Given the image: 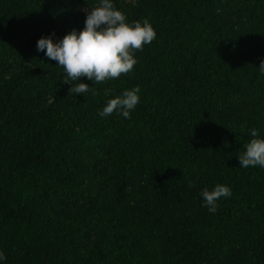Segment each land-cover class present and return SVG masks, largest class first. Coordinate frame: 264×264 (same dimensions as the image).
<instances>
[{
	"label": "trees",
	"instance_id": "16d2710c",
	"mask_svg": "<svg viewBox=\"0 0 264 264\" xmlns=\"http://www.w3.org/2000/svg\"><path fill=\"white\" fill-rule=\"evenodd\" d=\"M80 1L0 0V264H264V168L238 159L264 138V0H112L156 37L75 82L96 95L37 50L101 3ZM137 85L130 118L99 115Z\"/></svg>",
	"mask_w": 264,
	"mask_h": 264
},
{
	"label": "clouds",
	"instance_id": "9594fccd",
	"mask_svg": "<svg viewBox=\"0 0 264 264\" xmlns=\"http://www.w3.org/2000/svg\"><path fill=\"white\" fill-rule=\"evenodd\" d=\"M54 35L55 32L39 38L37 50L45 52L49 60L56 61L64 69L66 77L63 81L71 84L68 94L91 91L96 95V90L88 84L75 82L86 77L95 84H102L129 73L138 63L134 53L142 51L145 44H150L156 32L147 19L142 23H128L126 15L114 7L112 0H101L99 6L87 11L82 30H72L56 41L52 38ZM258 67L264 72V60ZM111 91L106 89L105 95ZM139 93V85L125 90L122 95L110 99L99 115L103 118L119 111L124 118H130L131 111L140 102ZM251 136L253 138L244 146L245 151L238 154L239 164L244 168H264V138H259L255 128L251 129ZM201 195L208 211L215 213L219 207L218 201L230 197L232 190L226 185L217 184L212 190L204 188ZM4 259L5 254L0 252V260Z\"/></svg>",
	"mask_w": 264,
	"mask_h": 264
},
{
	"label": "rangeland",
	"instance_id": "374dc122",
	"mask_svg": "<svg viewBox=\"0 0 264 264\" xmlns=\"http://www.w3.org/2000/svg\"><path fill=\"white\" fill-rule=\"evenodd\" d=\"M121 1H130V0H121ZM74 2H76L77 6L81 9H84L83 4L81 3L80 0H74Z\"/></svg>",
	"mask_w": 264,
	"mask_h": 264
}]
</instances>
